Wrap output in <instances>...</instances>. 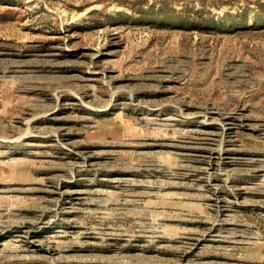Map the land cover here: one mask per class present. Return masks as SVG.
Segmentation results:
<instances>
[{
    "label": "rangeland",
    "instance_id": "rangeland-1",
    "mask_svg": "<svg viewBox=\"0 0 264 264\" xmlns=\"http://www.w3.org/2000/svg\"><path fill=\"white\" fill-rule=\"evenodd\" d=\"M0 264H264V0H0Z\"/></svg>",
    "mask_w": 264,
    "mask_h": 264
}]
</instances>
